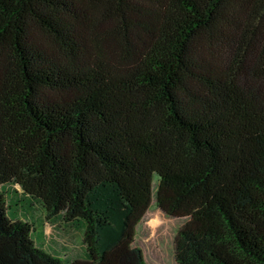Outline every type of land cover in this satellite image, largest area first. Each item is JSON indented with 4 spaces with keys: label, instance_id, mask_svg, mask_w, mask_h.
<instances>
[{
    "label": "trees",
    "instance_id": "obj_1",
    "mask_svg": "<svg viewBox=\"0 0 264 264\" xmlns=\"http://www.w3.org/2000/svg\"><path fill=\"white\" fill-rule=\"evenodd\" d=\"M178 264H264V0H0V264H64L3 188L134 247L153 200Z\"/></svg>",
    "mask_w": 264,
    "mask_h": 264
},
{
    "label": "rangeland",
    "instance_id": "obj_2",
    "mask_svg": "<svg viewBox=\"0 0 264 264\" xmlns=\"http://www.w3.org/2000/svg\"><path fill=\"white\" fill-rule=\"evenodd\" d=\"M157 178L153 181L152 203L136 227L134 247L142 250L148 264H178L175 259L174 241L187 217H172L156 204ZM7 195V214L10 220H22L32 227L31 237L37 246L61 258L64 264L87 260L83 242L84 223H65L62 217L48 220L41 201L26 194L22 187L12 183L3 188Z\"/></svg>",
    "mask_w": 264,
    "mask_h": 264
},
{
    "label": "water",
    "instance_id": "obj_3",
    "mask_svg": "<svg viewBox=\"0 0 264 264\" xmlns=\"http://www.w3.org/2000/svg\"><path fill=\"white\" fill-rule=\"evenodd\" d=\"M155 201H156V195H155Z\"/></svg>",
    "mask_w": 264,
    "mask_h": 264
}]
</instances>
